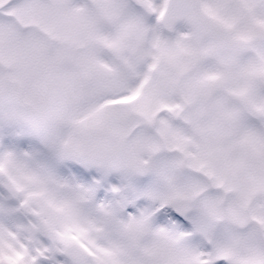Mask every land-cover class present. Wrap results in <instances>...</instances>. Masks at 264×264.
<instances>
[{"label": "snow or ice", "instance_id": "snow-or-ice-1", "mask_svg": "<svg viewBox=\"0 0 264 264\" xmlns=\"http://www.w3.org/2000/svg\"><path fill=\"white\" fill-rule=\"evenodd\" d=\"M0 264H264V0H0Z\"/></svg>", "mask_w": 264, "mask_h": 264}]
</instances>
